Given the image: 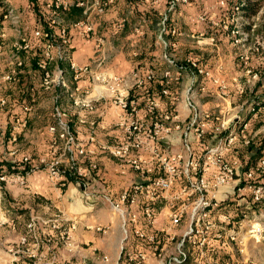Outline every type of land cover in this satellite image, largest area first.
<instances>
[{"label": "crops", "instance_id": "0c3cea01", "mask_svg": "<svg viewBox=\"0 0 264 264\" xmlns=\"http://www.w3.org/2000/svg\"><path fill=\"white\" fill-rule=\"evenodd\" d=\"M86 1V9L71 7L63 11L61 14L67 20L59 18V24L48 19L33 25L43 34H52L56 41L61 30L65 29L66 52L70 60L86 68V72L75 79L69 66L57 59V49L49 46L46 37H35L33 33L36 31L31 33L29 42L40 41L44 45L38 50L30 44L29 49L24 50L32 59L20 68L19 73L12 71L16 74L9 81L6 77L12 73L4 75L6 71L0 68V85H4L0 86V96L4 89L10 90L7 99L0 98L6 101V106L0 107V151L8 152L10 159L6 165L10 169L8 182L4 184L9 201L5 205L6 199L3 198L0 211V225L3 227L0 229L3 237L0 246L2 244L8 250L7 264H126L116 252L124 241L120 239L122 221L104 198L110 196L117 200L124 189L142 181L128 168L123 173L109 153V148L120 141L119 123L126 115L121 102L136 107L137 116L149 124L152 122L148 110L150 96L159 103L157 115L172 112L183 126L191 118L187 97L194 98L201 110L207 109L204 103L208 100L203 98L206 95L198 92L200 82L197 79L195 92L190 93L194 86L186 74L178 83L172 82L169 95L159 97L162 85L169 80L164 75L170 68L168 59L176 61L178 55L181 61L188 62L194 54L192 48L196 47L192 46L191 39L204 36L207 24L195 21L198 15L189 6L169 10L167 4H152L150 0ZM95 1L109 5L101 13ZM82 10L83 13L88 10L94 37L103 40L101 50L96 49L95 39L80 35L82 29L76 24L85 17ZM165 15L167 20L164 22ZM190 19L197 25L192 27ZM210 23L214 24L213 21ZM141 27L143 34L137 32ZM60 70L64 71L63 86L52 83L46 87L45 72L56 78ZM151 75L154 79H150ZM114 77L121 79L117 88L111 82ZM23 93L25 95L21 96ZM57 112L63 114L85 147L94 151L92 161L98 166L97 170L91 169L90 161L79 158L77 167L80 173L67 167L65 175L54 180L45 170L28 173L20 165L26 155L32 156L31 165L34 166L40 157L50 156L55 146L63 147L64 143L56 140L58 132L51 130L57 126ZM3 121L8 124H1ZM161 148L168 154L181 152V133L173 132ZM181 183L177 182L175 190ZM236 185L223 187L217 201L220 204L233 201L237 192L232 189ZM85 191L90 195L86 196ZM180 204L182 209L188 210L187 201L174 206L165 202L164 207H157L156 212L163 210L165 213ZM139 209L137 207L134 211L139 212ZM36 210L39 214L35 216V232L29 237V221L24 217H33ZM138 228L152 233L154 226L147 225L142 218L136 225L129 224V237L125 238L121 249L150 253L149 243L134 235ZM65 231L69 232L66 240L62 239ZM24 237H28V242L22 245Z\"/></svg>", "mask_w": 264, "mask_h": 264}, {"label": "built area", "instance_id": "2783aa9c", "mask_svg": "<svg viewBox=\"0 0 264 264\" xmlns=\"http://www.w3.org/2000/svg\"><path fill=\"white\" fill-rule=\"evenodd\" d=\"M152 4L162 3L164 0H150ZM169 10H175L179 6H186L190 0H168ZM97 10L104 12L109 5L107 2L101 3L95 1ZM86 0H53L47 4L53 15L52 23L59 24V16L63 11L69 10L71 7L81 9L87 8ZM219 5L224 6L225 1L219 0ZM239 9V7H237ZM9 14V11L7 13ZM84 18L78 22L76 26L81 28L80 35L85 39H95L96 49L101 50L103 40L94 37V26L88 15V10L84 11ZM204 14L197 17L198 21H204ZM164 22L167 16H164ZM143 27L137 32L143 34ZM58 41L50 33L36 31L35 37H46L57 49V59L69 66L70 70L75 73V79L82 73L86 72V68L79 67L75 62L71 61V57L66 52V44H68L67 31L61 30ZM60 42V43H59ZM53 43V44H52ZM29 47L25 45V49ZM49 56V55H48ZM50 58V57H49ZM195 63V62H194ZM188 60V67L177 66L175 61L168 59L169 70L164 74L169 80L165 82L160 91L159 97L167 96L170 93L172 82L178 83L180 78L186 73L188 76H199L203 79H209L215 87L225 93L227 84L224 79L219 76H213L207 70L196 66ZM195 67L196 69H194ZM175 72L173 73V69ZM195 71V72H193ZM64 71H58L56 78H52L49 72L44 74V85L49 87L52 83L63 86ZM16 72H12V76H7V80H11ZM104 81V78H101ZM150 79H154L151 75ZM113 86L117 88L121 83V79L114 77L111 79ZM112 91H115L112 88ZM198 92H205L203 84L198 85ZM190 93H194L192 88ZM148 110L152 114V122L146 123L137 116V110L134 106H129L125 102H121L126 109V115L121 118L119 127L121 129L120 141L117 145L109 148L110 156L119 163L122 172L128 168L138 174L142 181L137 182L127 189H124L117 200H113L110 196H104L105 200L110 204L111 209L116 212L122 221V228L125 238L129 237L128 226L136 225L141 218L149 226H154L156 221V209L160 204L169 202L170 206L175 203L187 201L188 210L180 207L171 209L169 219L172 224L178 226L181 224L184 215L189 213V227L187 234L191 236L195 233H207L214 227L213 218L218 217L221 220H227L228 215L218 210L221 205L217 201L218 194L223 187L235 183L237 180L240 162L237 158L227 160V154L233 148V137H225V122L221 114H211L200 109L194 101V98L187 97V107L191 111V118L186 126L178 121L172 112H165L157 115L159 103L150 96L148 98ZM6 106L5 100H0V107ZM255 111V108L253 109ZM57 126L52 128L53 132H58L57 141L63 142V147L55 146L50 156L40 157L37 165H31L32 156L26 155L19 162L23 169L32 173L36 170H45L54 180H60L66 173L67 167L70 170L80 173L77 167L78 159L83 158L90 161V167L97 170L98 166L92 159L95 156L94 151L88 150L83 141L79 139L77 132L75 133L69 124L63 118V114L57 112ZM247 129L248 123L241 124ZM173 132H180L182 138V151L174 154H168L163 151L161 144ZM67 163V165H65ZM4 167L3 160L0 155V170ZM257 178H264V156L260 158L255 165L251 166L244 174L243 179L244 191L252 192V203H261L263 200V187L256 183ZM181 181L180 188L175 190L176 184ZM8 182V177L0 174V211L3 201L2 185ZM264 185V184H263ZM241 191V188H238ZM88 196V192L85 191ZM139 207V212L134 211ZM251 212H245L239 216L247 220L252 227V221H256L254 217H250ZM249 218V219H248ZM254 218V219H253ZM253 219V220H251ZM36 219H31L28 224L32 236L36 228ZM258 226V225H257ZM73 228V226H71ZM233 234V233H231ZM134 235L140 241L153 243L156 235L148 233L142 229H135ZM230 236V235H229ZM261 237V235L259 234ZM231 240L235 241L236 234L231 235ZM69 232L62 233V239H68ZM28 239L24 237L21 244L25 245ZM125 260L129 264H144L147 260L145 252L122 250ZM186 259V258H185ZM47 264H62L49 262Z\"/></svg>", "mask_w": 264, "mask_h": 264}, {"label": "rangeland", "instance_id": "374dc122", "mask_svg": "<svg viewBox=\"0 0 264 264\" xmlns=\"http://www.w3.org/2000/svg\"><path fill=\"white\" fill-rule=\"evenodd\" d=\"M52 1L0 0V17L2 16L0 21V68L6 71L4 75L12 73V71L19 73L20 68H23L32 59L28 57V53L24 52L25 45L28 44L30 47V44L33 43L29 42L31 33L38 29L33 25L39 23V20L44 22V20L53 19L51 9L47 7V4ZM224 1L225 5L221 6L219 0H190L186 6H189L192 12L198 16L203 13L204 21H198L196 16L194 20L207 24L204 27L203 37L191 39L192 46L196 47L192 48L194 54L191 56L190 62H195L196 66L209 71L213 76L224 79L227 89L225 93H221L209 79H203L196 76L197 74L189 75V77L193 82V92H195V86L198 83L197 79L199 84L202 83L205 87L203 94L206 96L203 98L208 101L204 103L207 105V109L204 111L216 115L221 114L225 122L224 136L234 139L233 148L227 154L226 159L237 158L232 155L233 149L237 148L243 154L241 158L247 161L264 141V0L252 3L254 12H251L252 10L242 11L240 7L237 9L240 0ZM242 3L244 2L242 1ZM193 8L195 9L193 10ZM7 11L10 15L6 14ZM75 16L73 17L75 18ZM59 17L66 19L63 14ZM193 21L190 19L192 27L197 25ZM211 21L214 24L210 23ZM49 44L51 45V43ZM65 46L67 47L68 44ZM175 59L177 66L188 67V62L181 61L178 55ZM255 102H257L258 108L254 111L253 104ZM248 117L251 119L247 129H244L241 124ZM1 124H8V122L3 121ZM0 155L4 163L0 174L8 176L7 173L10 171L6 166L10 160L8 152L0 151ZM242 159L237 158L239 162ZM246 171L240 165L237 180L233 183L237 185L232 189L237 192V195L224 207L228 219L224 221L218 217L213 218L214 227L207 233L198 232L192 236L187 234L189 211L178 226L173 225L169 219L170 209H167L165 213L163 210H159L158 214L156 212L157 222L152 233L157 237L153 243L148 242L151 250L146 254L147 260L144 264H182L181 262L187 257L193 261V264H264V204L254 205L256 203H252V192L244 191L246 183L243 174ZM256 183H259L264 191V178H257ZM238 188L242 190L239 191ZM6 192L5 185H2L1 193L6 199L5 205L9 201L8 192L6 195L4 194ZM262 197L264 200V193ZM228 204L229 206H227ZM158 207L162 209L164 203ZM241 207L250 210V217L256 219V221H252L253 226L256 225L255 228L238 215V208ZM36 214H39L37 210L33 217L28 215L24 217L29 221L27 224L31 223V219H35ZM1 226L0 229H3ZM234 234L238 238L235 241L230 237ZM7 235L8 233L5 231V236ZM29 237H32L31 233ZM26 238L28 239V237ZM121 238L124 241L118 245L116 252L119 253L120 259L126 263L121 249L125 243L123 229ZM2 241L3 237L0 235V243ZM7 253L8 250L1 244L0 258L3 259L1 264L8 263Z\"/></svg>", "mask_w": 264, "mask_h": 264}, {"label": "trees", "instance_id": "16d2710c", "mask_svg": "<svg viewBox=\"0 0 264 264\" xmlns=\"http://www.w3.org/2000/svg\"><path fill=\"white\" fill-rule=\"evenodd\" d=\"M242 1L244 2V3H242ZM260 1H262V0H240V2H239V6L238 7H240L241 8V10L242 11H251V12H254L253 10H254V4H252V3H254V2H260ZM163 3H165V4H167L168 6H169V2H168V0H164L163 2H162V4ZM161 4V3H160ZM8 13V11L6 12V14ZM252 15H254V14H252ZM2 17V16H1ZM1 17H0V21H1ZM78 17V16H77ZM170 28L171 27H173L172 25L171 26H169ZM32 47L33 48H35V49H41L42 47H43V42H33L32 44ZM63 65H66V64H63ZM10 92H9V90H4L3 91V93H1V96H0V98H8L7 97V95H10L9 94ZM23 95H25L24 93L21 95V96H23ZM254 108L255 109H257L258 108V105H257V102H255L254 104ZM250 117H248L246 120H245V122L244 123H249L250 122ZM5 133L7 134V132L5 131ZM3 136L5 137V134L3 133ZM262 145L260 146V148H257V150H256V152L254 153H252L251 154V156H250V159L249 160H245V159H242L241 157L243 156V154H242V152H240L237 148H235V149H233L234 150V153H232V155H234V156H237V158L239 159V160H241L242 159V161L240 162V164H241V166H242V168H243V170H248L251 166H253V165H255L256 164V162L260 159V158H262L263 156H264V150H263V148H264V141H262V143H261ZM254 154V155H253ZM236 158V157H235ZM226 203H228V202H226ZM226 203H223V204H221L220 206H219V208H218V210L220 211V212H223V213H227V212H225L224 211V207H225V205H226ZM262 205V204H264V200L261 202V203H256V204H254V205ZM227 206H229V204L227 205ZM245 212H250V210L249 209H247V208H243V207H241V208H238V211H237V213H238V215H241V214H243V213H245ZM125 259V258H124ZM126 261V260H125ZM126 263L127 264H129L127 261H126ZM182 264H193V261L189 258V257H187L186 259H184V261H182L181 262Z\"/></svg>", "mask_w": 264, "mask_h": 264}]
</instances>
